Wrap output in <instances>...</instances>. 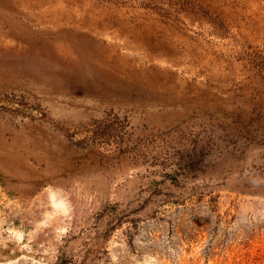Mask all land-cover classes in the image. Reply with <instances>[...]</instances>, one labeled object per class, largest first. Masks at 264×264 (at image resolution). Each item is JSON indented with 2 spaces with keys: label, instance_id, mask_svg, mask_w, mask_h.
<instances>
[{
  "label": "rangeland",
  "instance_id": "obj_1",
  "mask_svg": "<svg viewBox=\"0 0 264 264\" xmlns=\"http://www.w3.org/2000/svg\"><path fill=\"white\" fill-rule=\"evenodd\" d=\"M0 264H264V0H0Z\"/></svg>",
  "mask_w": 264,
  "mask_h": 264
},
{
  "label": "bare ground",
  "instance_id": "obj_2",
  "mask_svg": "<svg viewBox=\"0 0 264 264\" xmlns=\"http://www.w3.org/2000/svg\"><path fill=\"white\" fill-rule=\"evenodd\" d=\"M59 203V202H58Z\"/></svg>",
  "mask_w": 264,
  "mask_h": 264
}]
</instances>
